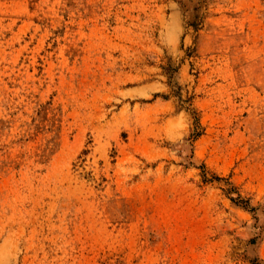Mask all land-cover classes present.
I'll return each instance as SVG.
<instances>
[{
	"label": "rangeland",
	"instance_id": "374dc122",
	"mask_svg": "<svg viewBox=\"0 0 264 264\" xmlns=\"http://www.w3.org/2000/svg\"><path fill=\"white\" fill-rule=\"evenodd\" d=\"M0 264H264V0H0Z\"/></svg>",
	"mask_w": 264,
	"mask_h": 264
}]
</instances>
